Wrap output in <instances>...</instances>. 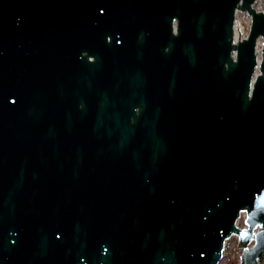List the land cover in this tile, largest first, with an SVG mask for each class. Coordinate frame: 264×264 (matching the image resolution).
I'll list each match as a JSON object with an SVG mask.
<instances>
[{"label": "water", "instance_id": "obj_1", "mask_svg": "<svg viewBox=\"0 0 264 264\" xmlns=\"http://www.w3.org/2000/svg\"><path fill=\"white\" fill-rule=\"evenodd\" d=\"M254 2L0 0V264L263 262Z\"/></svg>", "mask_w": 264, "mask_h": 264}, {"label": "rangeland", "instance_id": "obj_2", "mask_svg": "<svg viewBox=\"0 0 264 264\" xmlns=\"http://www.w3.org/2000/svg\"><path fill=\"white\" fill-rule=\"evenodd\" d=\"M254 8H256V10L258 11H264V0H257L254 3ZM235 21L237 29L234 34V39L237 40L236 38H238L239 35L240 37H244L247 35L250 26V16L249 14H247V12L239 10L237 12V15L235 16ZM260 48L261 38H259L257 42L258 58L261 57ZM243 217L244 214H242L241 217L237 220V225L240 227L244 226ZM237 241L238 239L235 235H232L225 241L224 249L222 251L223 256L219 261V264H240V255L242 249L238 247ZM261 264H264V259Z\"/></svg>", "mask_w": 264, "mask_h": 264}, {"label": "built area", "instance_id": "obj_3", "mask_svg": "<svg viewBox=\"0 0 264 264\" xmlns=\"http://www.w3.org/2000/svg\"><path fill=\"white\" fill-rule=\"evenodd\" d=\"M257 0H255V2H256ZM254 2V3H255ZM253 6H254V4H253ZM264 12V11H263ZM236 15H237V13H236ZM235 30L237 29V26H236V21H235V28H234Z\"/></svg>", "mask_w": 264, "mask_h": 264}, {"label": "bare ground", "instance_id": "obj_4", "mask_svg": "<svg viewBox=\"0 0 264 264\" xmlns=\"http://www.w3.org/2000/svg\"><path fill=\"white\" fill-rule=\"evenodd\" d=\"M238 11H236V13H237ZM236 31V30H235ZM237 41V40H236ZM257 54H258V52H257Z\"/></svg>", "mask_w": 264, "mask_h": 264}]
</instances>
